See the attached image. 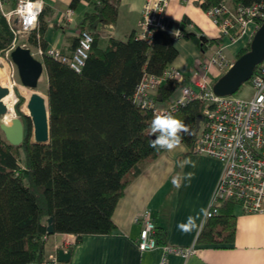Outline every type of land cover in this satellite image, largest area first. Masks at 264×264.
I'll return each instance as SVG.
<instances>
[{"label":"trees","instance_id":"16d2710c","mask_svg":"<svg viewBox=\"0 0 264 264\" xmlns=\"http://www.w3.org/2000/svg\"><path fill=\"white\" fill-rule=\"evenodd\" d=\"M79 1L71 0L70 7ZM83 1L91 10L84 13L78 29L89 31L93 42L80 71L47 54L41 57L47 76L49 142L30 141V119L20 110L22 96L15 103L16 113L26 122L22 143L9 144L0 131V264H40L46 257L50 216L53 233L73 234L75 242L84 234L111 233L115 229L111 215L125 186L162 151L150 146L154 137L149 126L155 114L140 108L133 95L145 73L160 76L170 68L178 54L172 33L157 29L150 40L135 39L134 32L126 39L107 34L101 45L102 28L116 21L119 0ZM220 1L202 0L200 6L206 11ZM259 1L230 0L233 6ZM45 15L43 8L37 29L27 37L30 48H47ZM187 23L186 17L179 23L181 36L194 40L202 51L222 44L221 36L196 37L186 29ZM12 37L0 13V53ZM178 86L167 77L153 98L168 101ZM204 106L205 101L196 98L172 112L188 127L182 141L190 149ZM236 206L234 201H221L217 213L203 223L197 243L232 245ZM165 232L155 226L158 245L166 244Z\"/></svg>","mask_w":264,"mask_h":264},{"label":"crops","instance_id":"0c3cea01","mask_svg":"<svg viewBox=\"0 0 264 264\" xmlns=\"http://www.w3.org/2000/svg\"><path fill=\"white\" fill-rule=\"evenodd\" d=\"M43 2L46 9L44 19L47 22L43 37L47 47L71 52L79 31L78 23L91 7L83 0L73 8L70 7L71 0ZM144 2L145 0H119L117 19L113 24L102 28L104 34L100 37V44H105L107 34L126 39L133 33L137 28ZM201 2L202 0H169L164 17L168 30L172 32L179 29V23L186 17L189 21L186 29L196 37H218V29L201 8ZM227 2L231 4L230 0ZM15 5L16 0H4L3 10L9 11ZM68 8L72 10V20H63L62 16ZM174 43L178 54L170 67L178 69L183 79L168 101H156L159 107L171 103L180 94V87L183 85L198 90L192 78L195 73L203 74L204 61L217 47L211 46L207 51H202L194 40L184 36L174 39ZM222 43H226V40L224 39ZM243 45L244 43L240 42L234 47L226 46L232 47L227 56L233 59ZM223 71L213 67L212 77H209L207 72L205 75L213 84ZM43 72L46 73L45 69ZM6 74L8 76V72ZM46 91L47 86L38 90L47 97ZM184 161L194 162L195 167L189 163L181 168L180 165ZM221 171L222 163L218 159L194 153L183 143L171 152L162 150L143 164L140 171L125 186L111 215L115 224V229L111 233L84 234L76 242L73 234H49L45 244L46 257L51 253H57L59 247L63 245L66 250L71 251L69 260L64 264H160L163 254L160 245L143 251L137 246L142 226L139 215L143 211H148L155 226L166 230L167 245L194 248L187 256L168 253L164 264H264L263 213H246L236 206L235 236L232 245L199 244L196 241ZM187 173L194 174L191 180L184 179L181 187H174L173 177L177 174L185 176ZM189 217L193 219L195 227L189 231L180 230L177 225L186 223ZM68 242L69 245L63 244Z\"/></svg>","mask_w":264,"mask_h":264},{"label":"built area","instance_id":"2783aa9c","mask_svg":"<svg viewBox=\"0 0 264 264\" xmlns=\"http://www.w3.org/2000/svg\"><path fill=\"white\" fill-rule=\"evenodd\" d=\"M35 3L36 0H31ZM169 0H145L137 28L133 33L135 39L150 40L157 29H168L165 22V10ZM4 0H0V13L5 17L13 34L9 46L4 50L8 59V80L14 95V103L18 98L14 88L15 64L10 59V51L18 44V39L28 36L38 27L39 12L35 22L30 23L26 15H22L20 8L22 0H16V5L9 11L3 10ZM218 29L219 36L226 40L217 46L202 65L203 74H194L192 80L198 90L190 86H181L180 94L168 105L159 107L152 92L169 77L179 84L183 79L182 73L170 67L164 74L157 76L145 73L138 83L133 98L136 104L153 114L162 111H177L182 105L192 99H202L205 106L202 111L203 119L196 135L191 151L215 157L222 163V171L216 182L208 207L203 217V223L217 213V206L221 201H234L246 213L264 214V59L254 69L250 80L252 95L248 98L233 94L216 95L212 84L205 75L213 67L228 69L232 62L225 53V47L242 40L244 44L250 42L257 28L264 20V0L253 4H238L231 6L227 0H221L206 11ZM63 20H72V10H65ZM174 39L181 37L179 29L171 32ZM90 38V39H89ZM93 35L86 30H79L76 43L71 52H63L56 47L45 50L36 46L31 50L33 56L42 57L47 54L54 59L68 64L75 71H80L91 49ZM27 46L26 44H21ZM28 47V46H27ZM5 86V85H2ZM141 230L137 246L139 250H150L158 247L155 237V223L148 211L139 215ZM69 245L68 243H63ZM163 250L160 264H164L168 253L187 256L194 251L192 246L181 247L160 245ZM59 248H64L60 246ZM40 264H60L57 253H51Z\"/></svg>","mask_w":264,"mask_h":264},{"label":"water","instance_id":"95a60500","mask_svg":"<svg viewBox=\"0 0 264 264\" xmlns=\"http://www.w3.org/2000/svg\"><path fill=\"white\" fill-rule=\"evenodd\" d=\"M203 37V36H201ZM10 59L15 64L20 83L33 91L26 100L28 113L23 112L24 118H29L32 124L30 133L31 142L47 144L49 142V117L47 97L36 91L38 80L44 70L40 59L34 57L27 46L16 45L10 51ZM264 59V20L253 35L249 49L235 58L231 66L219 76L212 84V90L216 95L233 94L242 83L250 79L256 66ZM9 93L6 86L0 84V131L9 144L20 145L24 138L26 122L16 115L10 123H6L3 117L6 113V106L2 98ZM52 217L47 218V234L53 233ZM71 251L59 248L57 256L60 262H67Z\"/></svg>","mask_w":264,"mask_h":264},{"label":"clouds","instance_id":"9594fccd","mask_svg":"<svg viewBox=\"0 0 264 264\" xmlns=\"http://www.w3.org/2000/svg\"><path fill=\"white\" fill-rule=\"evenodd\" d=\"M22 5L23 6L20 8L21 14L26 15L29 22L33 23L43 8V0H36L35 3H32L31 0H22ZM187 132V125L174 116L172 112H159L154 115L149 126V135L154 137V139L150 141V146L157 150L171 152L181 144L183 140L182 134ZM189 163L192 167H195V163L191 161H184L181 163L180 167L183 168L185 164ZM193 175V173H187L185 176L177 174L173 177L172 183L174 187L179 188L184 179L191 180ZM177 227L182 231H189L191 228L195 227V224L193 219L189 217L186 223H179Z\"/></svg>","mask_w":264,"mask_h":264},{"label":"rangeland","instance_id":"374dc122","mask_svg":"<svg viewBox=\"0 0 264 264\" xmlns=\"http://www.w3.org/2000/svg\"><path fill=\"white\" fill-rule=\"evenodd\" d=\"M27 37L28 36H26V35H23V36H21L19 39H18V44H26L27 45ZM240 42H242V40L240 39V40H238L237 42H235V43H233V44H230V45H232V47H234V46H237V44H239ZM17 44V45H18ZM229 45V46H230ZM244 45H246V44H244ZM243 45V46H244ZM28 46V45H27ZM29 47V46H28ZM232 47H226L225 49V53L227 54L228 52H229V49H231ZM30 48V47H29ZM31 50H34V47H31L30 48ZM34 57H36V58H38V59H40L41 60V57H39V56H34ZM235 56H234V58L233 59H231V58H229L231 61H234L235 60ZM7 65H8V59H7V57L5 56V51L3 50L1 53H0V76L2 75V71L3 72H8V68H7ZM226 70H224L221 74H223L224 72H225ZM5 73V74H6ZM207 75L209 76V77H212V69L210 68L208 71H207ZM6 77H7V80H8V76H7V74H6ZM15 80L17 81V83H18V85H17V87H15L14 88V93H15V95H16V97L18 98L19 96H22V98L24 99V101H23V103L20 105V110H22L21 109V107L22 106H24V103L26 102V100L28 99V97H29V94L33 91L32 89H30V88H27V87H24L21 83H20V80H19V78H18V75H17V70H15ZM9 81V80H8ZM47 86V76H46V73H42L41 75H40V77H39V80H38V84H37V88H36V91H38V90H40V89H44L45 87ZM9 87H10V85H9ZM21 88V89H20ZM252 92H253V90H252V84H251V80L250 79H248L247 81H245L244 83H242L241 85H240V87L234 92V94L235 95H237V96H240V97H245V98H248V97H250L251 95H252ZM14 110H15V106H14ZM178 114H180V113H178ZM16 115H18L17 113H16ZM19 116V115H18ZM177 116V115H176ZM30 123H31V121H30ZM199 126H200V124H199ZM24 128H25V130H26V126H24ZM30 133H31V131H32V124H31V127H30ZM32 138H31V136H30V140H31ZM185 144L186 145V143L184 142V141H182L181 142V144Z\"/></svg>","mask_w":264,"mask_h":264},{"label":"bare ground","instance_id":"6f19581e","mask_svg":"<svg viewBox=\"0 0 264 264\" xmlns=\"http://www.w3.org/2000/svg\"><path fill=\"white\" fill-rule=\"evenodd\" d=\"M0 84L5 85L7 87H9L10 85L9 81L7 80L5 72H2V75L0 76ZM14 100L15 98L12 93V90H10V92L2 98V101L6 106V113L3 117V120L6 123H10L11 119L14 117V107H13ZM21 109L23 112L28 113L26 102L24 103V106L21 107Z\"/></svg>","mask_w":264,"mask_h":264}]
</instances>
